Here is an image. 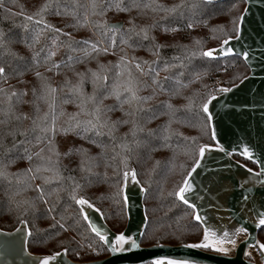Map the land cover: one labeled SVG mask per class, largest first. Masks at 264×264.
Listing matches in <instances>:
<instances>
[{
	"label": "snow or ice",
	"instance_id": "snow-or-ice-1",
	"mask_svg": "<svg viewBox=\"0 0 264 264\" xmlns=\"http://www.w3.org/2000/svg\"><path fill=\"white\" fill-rule=\"evenodd\" d=\"M14 2L15 0H13ZM216 2L217 0H179L178 3L164 5L159 3V0H84V2L81 0H45V3L35 13L28 15L23 10L13 13L10 8H5L4 0H0V8H4L12 16L22 15L26 21L21 26L25 35L18 38L8 37L6 39V33L0 30V117H2L0 118V161L9 157L6 163L0 162V180L6 181L9 185L15 180L17 191L13 193V196L28 190L36 193L34 197L11 201L12 208L18 212L17 220L23 226L16 229L18 233L29 237L33 235L26 218L29 214L32 215L34 221L50 218L53 220V224L49 226L50 229H56L57 226L59 228V231L55 233L57 236L60 235V232L66 233L71 230L75 234L68 238L69 244L76 243L79 248H84L85 244L81 241L86 237L77 231L80 219H82L89 232L94 233L101 244V248L98 249L95 246L96 241L87 243L86 246L90 252L99 255L100 251L107 250L110 254H121L139 249L138 238L142 237L144 232H140L138 229L136 237L125 232L109 234L97 226L84 206H87V209H94L96 212H101V209L81 194L84 185L77 181L73 175L65 178L61 169V156L70 157L73 154L79 157L76 168L68 169L65 165L63 170L74 172L78 169L82 174H85L82 177L85 180L90 176L100 175L95 169L103 166L107 170L111 167L113 182L109 187L113 191L110 196L102 194L101 198H111L113 203H122L123 209L127 211L129 198L125 190L128 183L140 184V191L144 192L146 197L152 185L151 173L149 172L148 179L141 182L137 178L136 170L130 167L131 156L124 154L132 151L127 139L131 136L132 143L138 147L141 145L149 147L153 142H158L157 146L149 147L150 152L161 148H172L173 156L169 161L170 169L176 167L174 163L175 149L182 148L184 155L192 156L193 162L191 167L186 169V175H183L174 188L167 192L168 197H174L172 207L182 203L191 210L192 219L198 222L202 229L199 241L185 244L184 247L227 256L243 242L245 256H251L248 249L253 248L258 249L260 255L264 256V243L252 241L247 226L233 225L228 228L224 225L209 224L207 217L197 211V205L188 199V194L194 191V182L190 178L200 167L206 152L211 150V146L206 143H197L199 136L184 135L177 128L172 127L173 124H176L196 129L200 135L208 134L214 119L211 110L213 102L218 100V94L230 93L236 84L233 83L231 88H209L208 85H203L207 89L205 92L194 91L183 95V89L188 88L191 83L203 80L209 75V71L204 68L193 72L194 79H190L188 82H184L181 78L184 76L185 70L196 59L216 60L234 54L235 50L233 46H230V42L234 39L238 41L241 38L246 10L230 16L228 27L217 25L209 29L213 33L212 38L219 39V46L211 49L203 48L202 38H194L191 45L158 43L156 37L152 35L157 28L165 33H174L181 29L158 24L155 19L151 23H137V17H145L149 13H165L160 17L161 20L169 18L183 20L187 12L188 22L185 27L193 29L201 25L207 27L208 19H211L213 15H227L233 9H237V5L233 3L227 12L209 13L207 9L215 8ZM53 5H55L54 9ZM50 12L52 15L69 17L72 20L70 27L73 29L87 28L95 39L77 40L71 33L64 32L61 28L48 23L45 16ZM109 12L123 13L127 18L111 23L107 19ZM132 12H135L136 16L128 15ZM30 24L34 27L30 28ZM46 33L52 35H45ZM216 33H219L220 36L217 37ZM42 37L45 38L46 43L36 51V45L40 43ZM61 37L66 39L62 40ZM15 44L25 47L31 53L30 58L22 56L13 47ZM166 47L180 49L178 54L171 57L172 63H169L168 60L162 62L161 52ZM61 49L64 50V56L59 61L54 60ZM141 49L154 58L146 60L136 56L135 52ZM129 50L131 55H129ZM106 55L117 56V59L115 62L109 61L107 64L100 63L98 57ZM248 55L247 51H242L243 59L246 60ZM5 57L9 58L6 62L4 61ZM91 60L97 61L96 69L86 68L83 72L75 70L76 65L82 63L86 65ZM16 62H22L24 67L21 68L20 63ZM41 66H44L45 72H52L54 75L63 71L65 73L63 83L58 87L54 86L49 77L36 70ZM176 69L179 71L174 72ZM68 71L72 72L76 78L75 81L67 76ZM27 72H32L34 78L39 82V93H37L36 86H33L31 88L33 99L30 101L24 100L28 94L27 89H16L8 84L11 79H16L17 83H27L22 79ZM161 72H164L165 76L161 77ZM169 83L173 86L166 87V84ZM88 84L92 86L91 92L85 91ZM3 85H8V87ZM65 89H67V93L60 100V104L72 103L77 109L73 113H66L62 107L57 111L59 107L57 104L58 93H64ZM159 95H166L168 99L152 105L151 102ZM178 96H182L185 103L177 106L172 104L171 100ZM13 98H15V102H13ZM110 98L115 103L105 104L104 101ZM38 101L47 105L46 110L42 113ZM21 104H31L35 114L29 116L27 113L17 112V106ZM117 110L121 112L123 118L114 120L109 113ZM161 116L166 117L163 123L158 124L155 128L147 127L148 124L158 120ZM60 117H66L63 124L57 123ZM23 120H30V127L18 129L10 126L13 121L22 122ZM123 125H129L128 131L123 133L120 142L114 145L121 151L113 152L109 156V144L104 143L103 138H107L110 143L116 141V133ZM30 134H33L32 140L28 139ZM69 134L98 148V154L93 156L89 149L82 146L70 148L67 152L61 153L55 138L57 135L67 136ZM17 136L22 139L17 140ZM173 137L184 143L171 144ZM9 138H11V144L8 143ZM211 139L213 141L217 139L214 130L211 131ZM32 148L37 150L32 151ZM17 149L21 150L20 155L11 158L10 154ZM215 149L220 152L225 151L219 143L215 145ZM234 151H238L239 155L245 159L260 165V171L255 173L252 168L237 162L240 168H245L248 174L257 178L264 176V160H254L255 154L248 145L245 144L242 148ZM232 154L229 153V155ZM117 156L120 157L119 166L115 163ZM34 158L38 163H32ZM19 159L28 161L29 166L17 172L9 171L10 166ZM179 167L185 169L183 163ZM38 179L41 183H34ZM65 179L69 181L68 186L63 183ZM107 181L108 174L105 171L98 182L106 183ZM52 183H56L57 187L47 190L46 185ZM255 183L264 185V181L259 179ZM240 187L245 188V185H240ZM251 190V188L246 189L247 192H251ZM61 193H66V198L71 203H64L58 211L63 199ZM53 197H55L54 200ZM243 199L249 201L253 198L244 195ZM37 202L44 205L43 214H40ZM73 204L77 206L75 214L69 211ZM152 211L155 212V209ZM254 216L258 219V222L256 219L253 221L255 226L257 228L264 226V211L254 210ZM181 218H177V223ZM68 220L72 221V225L67 224ZM142 224L145 232L150 226L153 232L159 231L162 227L159 223L149 219L147 208L144 210ZM32 227H35L34 223ZM36 230L38 232L47 231L39 228ZM8 235H12V233H8ZM77 236H80L81 239L77 240ZM241 237H243L242 241ZM67 252L68 248H64L63 254H67ZM79 254V252L76 253V255ZM61 255V252H57L53 255L33 257L32 264H50ZM151 264H194V261L157 258L153 259ZM261 264H264V261H261Z\"/></svg>",
	"mask_w": 264,
	"mask_h": 264
},
{
	"label": "trees",
	"instance_id": "trees-1",
	"mask_svg": "<svg viewBox=\"0 0 264 264\" xmlns=\"http://www.w3.org/2000/svg\"><path fill=\"white\" fill-rule=\"evenodd\" d=\"M84 2V0H81ZM179 0H159V3L164 5H171L174 3H178ZM5 8H10L13 13H19L21 10L25 14L31 15L35 13L41 5L45 3V0H4ZM235 3L237 5V9H233L231 13L227 15H213L211 19H208V26L204 27L203 25L194 27L193 29H187L185 27L186 23L188 22V13H185L184 19L179 20L177 18H169L167 20H161L160 17L164 16L165 13H149L145 17H137V23H151L153 19L157 21L158 24H165L170 27H179L181 30L174 32V33H165L157 28L152 35L156 37L158 43L161 44H182V45H191L193 39H200L202 38L203 48L209 49V47L219 45V39H213V33L210 32V28L217 25H224L228 27V20L229 17L232 15H237L240 11H242L245 2L244 0H226L222 3L216 2L215 8H208L207 11L209 13L214 12H227L228 8L231 7V4ZM55 5H53V9ZM128 15L136 16L135 12L129 13ZM127 17L123 13H113L109 12L107 15V19L109 22H117L125 20ZM45 19L48 23L55 25L56 27L61 28L64 32L71 33L72 36L79 40L84 38H91L95 39L92 32L87 29H73L69 25L72 23V20L69 17L65 16H56L52 15L51 12L46 14ZM93 19H96L93 17ZM26 23L22 15L12 16L8 12L4 10V8H0V30L6 33V39L8 37L18 38L21 35H25L24 30L22 29V25ZM30 28L34 27L33 25H29ZM45 35H52L51 33H46ZM217 37L220 36L219 33L215 34ZM61 39H66L65 37H61ZM46 40L44 37L41 38L39 44L36 45L35 50L38 51L42 46H44ZM15 49H17L20 54L26 58H30L31 53L23 47L21 44L13 45ZM180 52L179 48L175 47H166L162 49L161 57L162 62L163 60H168L169 63H172L171 57L178 54ZM131 51L129 50V55H131ZM119 55V53H118ZM136 56L143 57L146 60H151L152 57L148 52L144 50H138L135 52ZM64 56V50L61 49L57 55L54 57V60L59 61ZM9 58L5 57L4 61L6 62ZM117 56L114 55H106L98 57L100 63L107 64L109 61L115 62ZM20 63L21 68L24 67L22 62ZM97 61L91 60L86 65L85 64H78L75 66V70L78 72L85 71L86 68L96 69ZM207 68L209 71V75L206 76L203 80L196 81L195 83L189 84L188 88L183 89V95H188L194 91H199L201 93L205 92L207 89L203 87V85H208L209 88H216L217 80L221 81L222 84L225 86H231L233 83H237L241 80L243 76L248 73V67L246 63L243 62L242 59L238 57H227L225 59H216V60H209V59H196L192 62L191 65L185 70L184 76L181 78L184 82H188L190 79H194L192 73L195 71L202 70ZM40 71L45 76L50 78V82L54 86H59L63 83L65 73L62 71L60 74H53L52 72H45L44 66L39 67L36 69ZM179 71V69L174 70ZM67 76L75 81V77L73 76L72 72L68 71ZM174 74V73H173ZM160 76H165L164 72L160 73ZM24 81L27 83H17L16 79H11L8 81V84L14 86L16 89H27L28 94L24 97V100H32L33 94L31 88L36 86L37 93H39V82L34 78L32 72H27L22 77ZM4 87H8V85H3ZM171 83L166 84V87H172ZM85 91L91 92L92 86L90 84L86 85ZM67 93V89H65L64 93H58L57 104L59 111L60 107L64 109L66 113H73L77 111L75 106L72 103L68 104H60V100L65 97ZM146 94V93H145ZM168 99L166 95H159L155 100L151 102L152 105H155L158 101H164ZM13 102H15V98H13ZM41 113L46 110L47 105L39 102ZM105 104L111 105L114 104L115 101L113 99H107L104 101ZM171 103L174 105H181L185 103V100L182 96L175 97L171 100ZM127 108V105H125ZM17 112L27 113L29 116L34 115V109L31 104H21L17 106ZM112 119L123 118L121 112L119 110L109 113ZM2 118V117H0ZM66 117H60L57 121L58 124H63ZM83 119V117H81ZM166 120V117L161 116L158 120L153 121L151 124H148L147 127L155 128L158 124L163 123ZM10 126H14L18 129L28 128L30 127V120H23L22 122H11ZM173 128H177L180 132L184 135L188 136H199L197 143L200 144H211V131L207 135H200L196 129H189L186 127H182L176 124L172 125ZM129 125H123L119 128L118 132L116 133L117 140L113 142H109L107 138L104 139V143L109 144L108 155L111 156L113 152L119 153L121 150L119 148H115L114 145L120 142V137L123 133L127 132ZM62 138L68 140L71 144L70 148H75L78 146H82L83 148H87L90 150L91 155L95 156L98 154L99 149L95 146L87 143L85 140L79 139L71 134L67 136L57 135L55 140L58 147V150L63 153L60 147V141ZM143 139V137H140ZM17 140L22 139L20 136L16 137ZM28 139H33V134H30ZM129 147L131 148L130 153H124L126 155H130L131 159L129 161L130 167L132 165L135 167L138 179L143 182L144 180L148 179L149 172L151 173V189L148 196L144 198V206L148 209L149 212V219L153 220L156 223L162 225L159 231L153 232L152 227L150 226L149 229L145 232L142 236V245L143 246H150L151 244H171V245H178L182 243H189V242H197L202 233V229L199 227L198 222H194L191 215V210L184 206L182 203H178L176 207H172L174 202V197H168L167 192L172 190L174 186L181 180L183 175H186V169L190 168L192 165V156L191 155H184L182 148L175 149L176 157H175V168L170 169V158L173 156V149L172 148H161L157 151H149V147H154L158 145V142H153L152 145L149 147H145L143 145L137 146L136 144L132 143V137L129 136L128 138ZM34 142V140H33ZM8 143L11 144V138H9ZM184 142L176 137H173L171 140V144L173 145H180ZM28 146V145H25ZM43 146V145H41ZM32 151H36V148H32ZM20 149L13 151L10 155L11 158H15L20 155ZM9 157H5L0 162H7ZM79 157L73 154L72 156L65 159L64 156H61V169L62 175L66 178L69 175H73L76 177L77 181L84 185V188L81 191L82 195H85L91 202H93L96 207L101 209V212L104 215V219L106 223L115 231H121L125 226L126 221V211L123 209L122 203H113L111 198H101L102 194L104 196H110L113 189L109 187V185L113 182L112 177V168L109 167L107 170L103 166L100 168L95 169L99 176H90L87 180L83 179L82 177L85 174H82L78 169L74 172L64 171L63 168L66 165L68 169L76 168L77 162ZM246 164L251 167H255V165L246 160L241 159ZM120 157L117 156L116 158V165L119 166ZM157 162H159L157 164ZM33 164L38 163V161L34 158L32 161ZM185 165V169H181L179 166L181 164ZM29 166L28 161L19 159L17 162L10 166L9 171L17 172L18 170L25 169ZM107 171L108 174V181L106 183H99L98 181L101 180L103 174ZM48 175V174H46ZM34 183H41L38 179ZM65 186L69 185V181L67 179L63 182ZM23 187V185H20ZM53 187H57L56 183H52L50 185H46V189L50 190ZM17 191V185L15 184V180L13 183L9 185L6 181L0 180V228L4 230H11L14 229L18 224L17 216L18 212L12 208L11 201L13 200H21L30 197H34L36 193L32 190L22 191L19 195L13 196V193ZM62 204L58 207V211L60 207L63 206L64 203H71V201L67 200L66 193H61ZM53 200L55 197L52 198ZM37 207L40 210V214H43L44 205L37 202ZM171 208V211L169 209ZM11 209V211H10ZM155 209V212L152 210ZM70 212L75 214L77 212V206L72 205L69 209ZM67 216V213H65ZM182 217L179 219L177 223V218ZM29 221V228L32 231L33 235L29 237L27 243L28 248L31 252L39 254V253H53L55 251L61 250L63 248H68L67 256L70 259L79 262H87V260H97L103 259L104 256L108 254L107 250L100 251V254L97 255L92 253L87 248V243L91 241H96L95 246L100 249L101 244L99 242L98 237H95L93 233H90L86 227L85 222L80 219V225L77 228L78 232L83 233L86 237L85 240L81 241L85 244L84 248H79L76 243L69 244L68 238L74 235L75 233L71 230L69 232H60V235H56L55 233L59 231L57 226L56 229H50V225L53 224V220L49 219H40V220H33L31 214L26 217ZM57 218H59L57 216ZM33 223L35 227H32ZM68 225H72V221H67ZM39 228L41 230L47 231H40L38 232L36 229ZM257 237L264 243V227L258 232ZM77 240H80V236L76 237ZM63 241V243H61ZM79 252V255L76 253Z\"/></svg>",
	"mask_w": 264,
	"mask_h": 264
},
{
	"label": "water",
	"instance_id": "water-1",
	"mask_svg": "<svg viewBox=\"0 0 264 264\" xmlns=\"http://www.w3.org/2000/svg\"><path fill=\"white\" fill-rule=\"evenodd\" d=\"M223 1L226 0H217L219 3ZM244 2L242 11H246L241 38L230 42L235 51L227 57L242 59L248 67V73L235 83L236 87L230 93L218 94V100L213 102L211 110L214 119L210 131H215L217 139H211V150L206 152L200 167L190 178L194 182V191L188 194V199L197 205V211L207 217L209 224L224 225L228 228L233 225L247 226L251 240L263 243L257 235L264 226L257 228L253 221L256 219L258 222L254 210L264 211V207H261L264 205V185L255 183L258 179L264 181V176L257 178L248 174L245 168H240L237 162L252 168L253 173L260 171L258 163L250 161L255 165L251 167L239 159L245 158L239 155L238 151H234L246 144L254 152V160H264V0ZM242 51L249 53L246 60L242 57ZM217 143L225 151L216 150ZM230 152L233 154L229 155ZM131 168L135 169L133 165ZM240 185H245V188ZM140 188V184L129 182L127 185L125 191L129 198V209L126 211L125 226L121 231L115 232L106 223L102 212L84 207L92 221L109 234L125 232L136 237L138 229L140 232L145 231L142 224L145 193L141 192ZM248 188L252 189L251 192L246 191ZM244 195L253 199L245 201ZM22 227L18 224L11 230L0 228V264H32L33 257L53 255L57 252L62 255L50 264H151V261L157 258L188 260L194 261V264H261V261H264V256H261L256 248L248 249L251 256H245L243 242L234 252L223 256L183 246L195 242L143 246L142 237H139L140 248L137 250L121 254L108 252L103 259L79 262L63 254L64 248L49 254L31 252L27 243L29 236L16 231Z\"/></svg>",
	"mask_w": 264,
	"mask_h": 264
},
{
	"label": "rangeland",
	"instance_id": "rangeland-1",
	"mask_svg": "<svg viewBox=\"0 0 264 264\" xmlns=\"http://www.w3.org/2000/svg\"><path fill=\"white\" fill-rule=\"evenodd\" d=\"M216 87H228V86H224L222 84L221 81L217 80V83H216ZM60 147H61V150L63 151V153L67 152L70 147H71V144L68 142V140H66L65 138H62L61 141H60ZM68 158V157H65V159Z\"/></svg>",
	"mask_w": 264,
	"mask_h": 264
}]
</instances>
